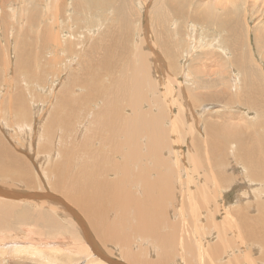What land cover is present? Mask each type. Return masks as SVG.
<instances>
[{
  "label": "bare ground",
  "instance_id": "bare-ground-1",
  "mask_svg": "<svg viewBox=\"0 0 264 264\" xmlns=\"http://www.w3.org/2000/svg\"><path fill=\"white\" fill-rule=\"evenodd\" d=\"M92 1L0 0V264H264V0Z\"/></svg>",
  "mask_w": 264,
  "mask_h": 264
},
{
  "label": "rangeland",
  "instance_id": "rangeland-1",
  "mask_svg": "<svg viewBox=\"0 0 264 264\" xmlns=\"http://www.w3.org/2000/svg\"><path fill=\"white\" fill-rule=\"evenodd\" d=\"M14 1H17V0H14ZM88 2H93L92 0H87ZM95 1V0H94ZM102 0H100V2H101ZM115 1V2H114ZM144 1H146V0H144ZM124 3V0H110V6L111 5H113V4H119V3ZM34 4V3H33ZM16 5V9H18L19 7H20V4H15ZM19 6V7H18ZM28 6H30L31 7V4H28ZM136 6V7H135ZM29 7V8H30ZM133 8H137V10H138V6H137V4H134V6H133ZM39 9H43L42 8V6H40L39 7ZM110 12V11H109ZM140 12V11H139ZM141 13V15H144L145 14V10H143V13L142 12H140ZM94 14V13H93ZM19 15H20V12H19ZM141 15H139V18H138V20L140 21V17H141ZM120 20V19H119ZM118 20V22L116 23L117 24V26H118V24L121 22V21H119ZM139 21H137V23L139 24ZM96 29V28H95ZM96 31L98 32V29H96ZM116 30H114V32H115ZM80 32H81V30H80ZM113 31L111 32V33H114ZM111 33H109V34H111ZM108 34V35H109ZM216 68V67H215ZM262 81H264V80H262ZM261 83H264V82H260L259 84H261ZM262 85V84H261ZM260 85V87L262 88V86ZM264 86V85H263ZM215 104H219V103H215ZM228 110H230V107H227V111ZM233 111H240L239 109H234V110H231V112H233ZM213 112H215V110H212V111H209V112H207L206 114H211V115H214V113ZM125 113H127V112H125ZM205 114V115H206ZM231 120L234 122V118H231ZM191 121V120H190ZM190 123V122H189ZM186 138H188V137H185L184 139H185V141H186ZM190 138V137H189ZM32 141H35L34 140V138H33V140ZM28 142H30V141H28ZM34 147H36V146H34ZM38 152H40L41 153V150H39L37 147H36V154L38 153ZM230 158V160H231V156L229 157ZM237 164V163H236ZM231 170H233V168H229V167H227V169H225L224 170V172L225 173H220V175H219V177H218V179H220V181L221 182H223V183H225L224 182V180H223V178H222V176H226L225 177V179L227 180L226 182L228 183V185L229 186H227V188L226 189H228V191L230 192L229 193V195H228V199L230 200L231 198H233L234 196H236V195H241V194H244V196L246 197V198H244V204H246V205H252L253 206V204H254V206L253 207H255L256 205H257V203H254L255 202V196H254V187L253 186H251V185H249V184H247V183H245V182H243V181H239L238 183H240V184H234V182L231 180V179H233V178H231L230 177V173H231ZM235 171H236V168H235ZM237 172V171H236ZM222 175V176H221ZM231 180V181H230ZM219 181V182H220ZM230 181V182H229ZM242 182V183H241ZM244 184H247L246 186L244 185ZM249 185V186H248ZM243 186V187H242ZM248 186V187H247ZM243 189H241V188ZM251 187H253V188H251ZM238 189H241V190H238ZM214 190H215V188H214ZM244 191L246 192V193H244ZM242 192V193H241ZM232 194V195H231ZM246 194V195H245ZM253 194V195H252ZM248 196H249V199L251 198V200H249L248 199ZM252 196H254V197H252ZM252 201V203L251 202H249V201ZM248 202L250 203V204H248ZM27 205H30V202H28V204ZM249 208V207H248ZM257 209H258V207H256ZM256 209V211L258 212V210ZM256 211H254L252 214H254V215H251V216H256L257 214V212ZM60 214H62L61 213V211H60ZM222 218H219V221L221 220ZM33 233H35V234H37V235H39L40 237H45V239H51V240H56V239H58V237L59 236H56L55 234H53V235H50V236H48L46 233H44V232H33ZM10 258H8V260H9ZM8 260H7V262L5 261L4 263H2V264H9L10 262H8ZM242 260H244L243 258L240 260V261H242ZM10 261V260H9ZM242 263V262H241Z\"/></svg>",
  "mask_w": 264,
  "mask_h": 264
}]
</instances>
